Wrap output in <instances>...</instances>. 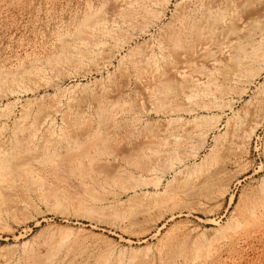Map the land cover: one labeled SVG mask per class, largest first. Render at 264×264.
I'll list each match as a JSON object with an SVG mask.
<instances>
[{
	"label": "rangeland",
	"instance_id": "rangeland-1",
	"mask_svg": "<svg viewBox=\"0 0 264 264\" xmlns=\"http://www.w3.org/2000/svg\"><path fill=\"white\" fill-rule=\"evenodd\" d=\"M0 264H264V0H0Z\"/></svg>",
	"mask_w": 264,
	"mask_h": 264
},
{
	"label": "bare ground",
	"instance_id": "bare-ground-1",
	"mask_svg": "<svg viewBox=\"0 0 264 264\" xmlns=\"http://www.w3.org/2000/svg\"><path fill=\"white\" fill-rule=\"evenodd\" d=\"M98 31H99V30H98ZM177 31H178V30H177ZM179 36H180V35H179ZM175 38H176V37H175ZM202 46H203V45H202ZM199 49H200V48H199ZM200 50H201V49H200ZM196 53H197V52H196ZM199 53H200V52H199ZM198 56H199V55H198ZM196 62H198V61H196ZM185 63L187 64V62H185ZM188 64H190V63H188ZM190 65H192V64H190ZM195 65H196V64H195ZM198 68H199V67H198ZM182 71H183V70H182ZM180 72H181V71H180ZM262 105H263V104H262ZM234 134H235V133H234ZM234 134H233V135H234ZM233 135H232V136H233ZM234 136H235V135H234ZM231 138H232V137H231ZM233 138H234V137H233ZM233 138H232V139H233ZM217 168H218V167H217ZM220 170H221V169H220Z\"/></svg>",
	"mask_w": 264,
	"mask_h": 264
}]
</instances>
